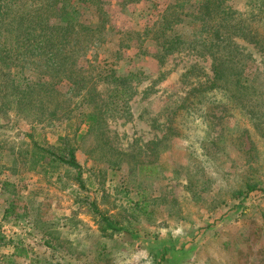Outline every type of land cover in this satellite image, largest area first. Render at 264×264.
<instances>
[{"label":"rangeland","instance_id":"1","mask_svg":"<svg viewBox=\"0 0 264 264\" xmlns=\"http://www.w3.org/2000/svg\"><path fill=\"white\" fill-rule=\"evenodd\" d=\"M48 1L19 4L33 13ZM181 3L81 4L67 59L44 61L36 49L13 55L12 63H26L11 66L23 82L44 83L25 102L1 72L7 61L0 63V83L12 90L0 89V264H264V52L238 42L248 55L245 97L213 90L199 109L179 113L189 88L211 74L210 59L190 51L188 40L156 59L158 32L190 39L204 27L194 20L197 3ZM226 3L250 9L248 0ZM245 23L264 31V17ZM13 34L0 29L7 44ZM111 72L122 78H104ZM173 107L176 135L167 120ZM91 109L99 120L82 122L79 114ZM75 129L83 132L80 175L48 158L34 164L33 140L57 145L69 134L75 141ZM248 178L256 189L243 186ZM91 202L120 230H105ZM160 239L173 242L162 261L154 255Z\"/></svg>","mask_w":264,"mask_h":264},{"label":"trees","instance_id":"2","mask_svg":"<svg viewBox=\"0 0 264 264\" xmlns=\"http://www.w3.org/2000/svg\"><path fill=\"white\" fill-rule=\"evenodd\" d=\"M20 1L0 0L1 33H14L8 44L4 39H0V46L4 48V50L0 51H6L5 55H0V63L7 61L5 63L7 70L1 72H3L4 76L10 78V84L15 83L11 85L12 90L21 95L23 94L21 102H25V94H31L34 87L44 85V83L39 80L35 83L30 80L23 82L19 74L20 72H13L11 66L24 68L26 63L22 61L20 63H12L14 59H12L13 55L23 53L26 57H30L33 55L31 51L36 49L39 55L44 56V61L51 60V63H53L57 58L67 59L68 56L64 53L69 49L66 40H69L70 34L78 26L75 15L80 9L81 4L96 0H49L46 4H36L38 8L33 10V13L32 10H28L19 4ZM192 1L193 3H197L198 8L194 20L195 22L200 21L201 25H204L203 28L196 30L190 39H185L180 34L168 35L164 31H160L157 35L153 36L154 39L159 40L160 53L156 55V59L160 63L163 62L162 59L165 56L180 50L187 40V46L190 48V51L197 55L205 54L211 61V74L204 81L197 82L191 86L180 104L175 108L179 113L183 111V115L189 114L193 109H199L202 104L201 101H203L209 91H221L224 95L226 92H230L229 95L237 98L246 96L245 91L250 90V86L247 87L242 82L244 71L241 60L244 57H248V55L243 53L242 46L238 43L239 41L259 46L260 50L264 52V47H262L264 46V31H261L256 26H250L245 23L255 20L259 21L264 17V0H256V2L248 0L250 9L243 13L234 10L226 3L227 0H181V4L184 5ZM57 4L58 6L54 8ZM242 17H245V20H242ZM32 18L35 20L33 24L30 22ZM15 59L22 60L24 58L17 57ZM45 67L47 70H51V64ZM195 68L198 70V66L193 69ZM104 78L118 80L122 77L116 76L111 72ZM69 80L73 83L76 82V79L70 78ZM0 87L4 91L10 89L9 84L4 81L0 83ZM119 92H123V90L121 89ZM26 104L28 102L22 103V105ZM175 111L174 107L169 111L167 120L169 124L168 129L171 130L172 134L176 135L178 131L173 126V123L176 121L173 117V114L176 113ZM79 115L84 118L82 122L87 124H94L99 120V114L95 112V109L80 113ZM216 117L217 119H222L223 116L217 115ZM82 135L83 132H77V129L71 134L75 141L70 140L69 134L60 135V140L59 138L56 139V142L57 140L59 141L57 145H43L33 140L32 153L35 158L34 164H39L45 158H48L49 162H57L75 168L78 175H80L81 167L77 162L75 151L77 149L76 140L77 138H82ZM243 186L250 191L256 189L258 184L248 178L244 181ZM90 204L92 211L100 217L101 223L105 224V227H103L105 230H120V227L111 218L106 217L94 202ZM169 240L161 241L160 239L158 241L154 255L158 256L159 254V261L164 259L166 250L173 248V242ZM167 241L170 242L169 246L171 247L166 245ZM13 247L16 255H27L26 250L19 247V245H14ZM176 250L181 251V249Z\"/></svg>","mask_w":264,"mask_h":264}]
</instances>
